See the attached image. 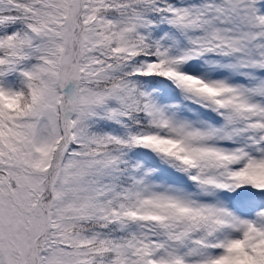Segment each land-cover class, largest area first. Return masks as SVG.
<instances>
[{
	"label": "snow or ice",
	"instance_id": "6c2138e0",
	"mask_svg": "<svg viewBox=\"0 0 264 264\" xmlns=\"http://www.w3.org/2000/svg\"><path fill=\"white\" fill-rule=\"evenodd\" d=\"M0 264H264V0H0Z\"/></svg>",
	"mask_w": 264,
	"mask_h": 264
}]
</instances>
